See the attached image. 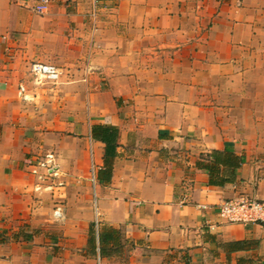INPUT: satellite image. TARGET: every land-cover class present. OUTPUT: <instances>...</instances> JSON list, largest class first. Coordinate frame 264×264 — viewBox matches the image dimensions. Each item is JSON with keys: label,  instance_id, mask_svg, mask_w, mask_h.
Segmentation results:
<instances>
[{"label": "crops", "instance_id": "obj_1", "mask_svg": "<svg viewBox=\"0 0 264 264\" xmlns=\"http://www.w3.org/2000/svg\"><path fill=\"white\" fill-rule=\"evenodd\" d=\"M39 3L0 0V264H97L112 228L102 264H264V225L218 209L264 202V0ZM33 62L65 84L24 104Z\"/></svg>", "mask_w": 264, "mask_h": 264}, {"label": "built area", "instance_id": "obj_2", "mask_svg": "<svg viewBox=\"0 0 264 264\" xmlns=\"http://www.w3.org/2000/svg\"><path fill=\"white\" fill-rule=\"evenodd\" d=\"M49 0H40L39 5L35 8L38 12H43ZM98 4L94 2L91 18L95 20ZM82 81L85 87H88L92 81V75L88 65L84 66ZM65 84V75L61 68L52 64L33 62L29 65L23 81L17 89V97L22 103H31L36 90L47 86L60 87ZM58 152V151H56ZM36 167L41 168L45 173H39L34 168L32 173L35 174V191L50 190L46 184L50 181L60 180L64 176L60 169V157L57 153L49 152L37 159ZM94 167L92 166V171ZM58 182V181H57ZM58 185V184H56ZM96 197L94 196V201ZM218 209L221 215L228 223L232 224H259L264 225V202L257 201L252 197L244 195L222 202ZM96 232L99 226L98 209L94 208ZM53 222H62L64 213L61 207H56L52 212ZM99 251V250H98ZM97 260L100 261L99 252ZM97 264H100L99 262Z\"/></svg>", "mask_w": 264, "mask_h": 264}, {"label": "rangeland", "instance_id": "obj_3", "mask_svg": "<svg viewBox=\"0 0 264 264\" xmlns=\"http://www.w3.org/2000/svg\"><path fill=\"white\" fill-rule=\"evenodd\" d=\"M92 80H93V77H92ZM55 88V87H54ZM24 104H26V103H24ZM27 104H30V103H27ZM50 152H55V153H57L58 155H59V157H60V153L59 152H56L55 150L54 151H50ZM45 155V154H44ZM58 182L60 181V180H57ZM94 232V231H93ZM109 232H110V234H109ZM119 232L117 231V229L116 228H112V229H108V230H106L105 232H104V235H103V233L102 232H100L99 233V235H96V233L94 234V237H95V239H96V241H97V243H96V247H97V253L99 252V257H101L100 258V261H98L97 260V255H96V263H100V264H102V261H101V259H102V256H103V254H108V253H110L113 249H111V248H114V246H116V249L117 250H119V247L116 245V244H114V245H112L113 243H115V241H117V239H118V236H117V234H118ZM113 240V243L112 244H108V241H110V240ZM109 245H112V247L110 246L109 248H108V246ZM108 249H110L109 250V252L107 251ZM99 250V251H98Z\"/></svg>", "mask_w": 264, "mask_h": 264}]
</instances>
